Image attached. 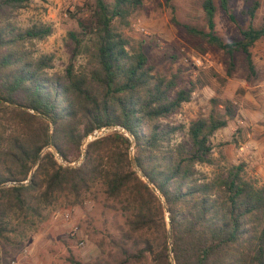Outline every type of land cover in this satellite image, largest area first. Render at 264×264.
<instances>
[{"label":"trees","instance_id":"obj_1","mask_svg":"<svg viewBox=\"0 0 264 264\" xmlns=\"http://www.w3.org/2000/svg\"><path fill=\"white\" fill-rule=\"evenodd\" d=\"M28 2L0 0V240L25 238L59 200L73 206L96 191L123 224L107 235L109 248L98 244L102 257L86 264H264V187L244 177L243 164L211 177L198 169L214 165L210 138L233 110L225 105L218 113L213 103L207 118L173 121L192 83L178 89L177 75L154 74L142 42L119 30L141 0H92L79 31L68 33L63 74L48 72L52 54L33 51L52 26L11 20ZM202 8L207 30L187 31L231 60L243 54L253 73L251 48L264 39V16L260 26L241 28L221 0L240 33L225 42L212 0ZM257 8L254 2L245 15L252 20ZM80 56L85 63L75 66ZM101 129L110 132L82 151Z\"/></svg>","mask_w":264,"mask_h":264},{"label":"rangeland","instance_id":"obj_2","mask_svg":"<svg viewBox=\"0 0 264 264\" xmlns=\"http://www.w3.org/2000/svg\"><path fill=\"white\" fill-rule=\"evenodd\" d=\"M204 0H141V6L121 26L133 43L142 42L143 50L153 66V73L171 77L177 75V87H190L193 93L173 117L175 123L187 126L191 121L207 118L215 103L221 112L225 105L233 110L227 126L217 130L210 142L213 147V166L198 169L211 177L220 168L244 165V177L264 187V39L251 48L254 72L251 73L244 55L234 54L232 60L222 50L211 47L198 36L191 35L187 27L206 31L202 8ZM215 8V30L225 41L240 39L238 26L258 27L264 16V0H227L237 24L221 8V0H212ZM258 3L254 18L245 10ZM92 0H29L15 11L11 20L22 28L34 24H48L51 36L35 42L36 55L52 54L53 68L49 73L63 74L70 62L69 32H78V21L87 19ZM77 7L85 9L80 12ZM80 56L75 66L83 65ZM110 130L89 135L82 145L106 135ZM179 134L177 139H182ZM133 155V149L130 150ZM82 157L70 166L79 165ZM58 162L66 165L58 158ZM100 192L87 195L77 205L61 199L44 214L46 219L29 230L25 238L12 236L11 242L0 240V264H73L91 263L102 257L98 244L106 242L108 234H116L123 218L103 205ZM83 242V245H80Z\"/></svg>","mask_w":264,"mask_h":264},{"label":"water","instance_id":"obj_3","mask_svg":"<svg viewBox=\"0 0 264 264\" xmlns=\"http://www.w3.org/2000/svg\"><path fill=\"white\" fill-rule=\"evenodd\" d=\"M100 131V130H99ZM123 131V130H122ZM96 133H97V131H95L93 134H91V135H93L94 137H96ZM90 135V136H91Z\"/></svg>","mask_w":264,"mask_h":264},{"label":"built area","instance_id":"obj_4","mask_svg":"<svg viewBox=\"0 0 264 264\" xmlns=\"http://www.w3.org/2000/svg\"><path fill=\"white\" fill-rule=\"evenodd\" d=\"M101 130H107V129H101ZM80 245H83V242H80Z\"/></svg>","mask_w":264,"mask_h":264}]
</instances>
